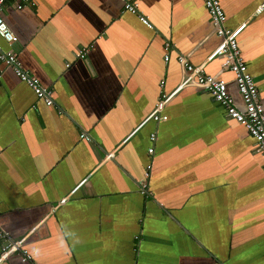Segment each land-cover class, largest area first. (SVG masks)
Masks as SVG:
<instances>
[{"label":"crops","instance_id":"1","mask_svg":"<svg viewBox=\"0 0 264 264\" xmlns=\"http://www.w3.org/2000/svg\"><path fill=\"white\" fill-rule=\"evenodd\" d=\"M219 1L264 111V0ZM137 2L151 27L121 0L3 4L13 49L53 104L0 66V228L31 255L0 264H264V156L244 126L196 87L171 98L166 120L144 121L159 81L180 80L178 54L243 109L232 73L207 59L220 42L209 15L201 0Z\"/></svg>","mask_w":264,"mask_h":264},{"label":"built area","instance_id":"2","mask_svg":"<svg viewBox=\"0 0 264 264\" xmlns=\"http://www.w3.org/2000/svg\"><path fill=\"white\" fill-rule=\"evenodd\" d=\"M7 0H0V40L8 44L7 49L1 48L0 45V66L10 68L19 80L27 84L35 97L42 100L45 105L53 104L52 90L40 83V81L23 66L21 60L13 49V44L17 41V37L9 29L1 16L3 4ZM122 8L126 12H130L138 16V19L148 27L150 22L144 16L138 7L137 0H121ZM210 19L212 32L220 38L219 44L212 51L207 59L218 57L221 59L222 67L229 70L233 75V81L236 90L239 93L243 109H238L233 98L227 91L226 82L217 75L205 74L203 64L193 65L188 61L184 54L177 55V61L181 68V77L178 83L170 91L165 89V81L161 79L158 84L157 100L146 116L144 121L153 120L155 122L166 120V115L162 113L165 105L171 98L185 87H196L210 94L215 102H217L224 110L227 117L234 119L244 126L255 143V150L264 156V111L259 99L258 88L254 82L253 76L248 71L247 65L241 56L236 41V35L240 30V26L235 29H229L225 26V14L219 0H201ZM34 3V0H18L17 8ZM171 44L168 41L163 43V59L165 62L169 59V50ZM87 48H79L75 53L77 57L83 58ZM68 65V64H67ZM81 137L89 139L88 136L80 134ZM149 139L151 143L156 140L155 132L150 133ZM149 155L153 152V147L147 149ZM112 156L108 154L106 158ZM152 170V161L149 160L145 165L143 175L139 180V190L142 194L148 193V183ZM24 238L13 240L8 234L0 228V262L6 259L12 253H18L22 262L30 261L31 255L24 247Z\"/></svg>","mask_w":264,"mask_h":264}]
</instances>
